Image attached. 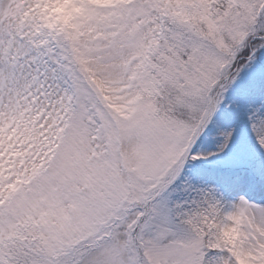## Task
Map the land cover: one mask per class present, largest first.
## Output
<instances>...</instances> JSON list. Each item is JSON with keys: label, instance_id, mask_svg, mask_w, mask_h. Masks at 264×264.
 I'll return each mask as SVG.
<instances>
[{"label": "snow or ice", "instance_id": "1", "mask_svg": "<svg viewBox=\"0 0 264 264\" xmlns=\"http://www.w3.org/2000/svg\"><path fill=\"white\" fill-rule=\"evenodd\" d=\"M0 264H264V0H0Z\"/></svg>", "mask_w": 264, "mask_h": 264}]
</instances>
